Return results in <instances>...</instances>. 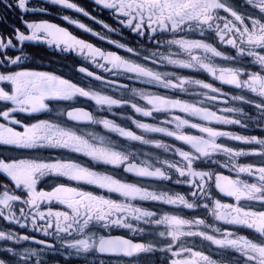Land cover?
Segmentation results:
<instances>
[{
	"label": "snow or ice",
	"instance_id": "6c2138e0",
	"mask_svg": "<svg viewBox=\"0 0 264 264\" xmlns=\"http://www.w3.org/2000/svg\"><path fill=\"white\" fill-rule=\"evenodd\" d=\"M44 3L82 14L108 34L122 35L70 0ZM92 3L107 10L139 47L61 15L68 25L128 55L104 50L56 23L27 19L47 14L32 0H0V24L10 14L22 22V27L13 23L0 32V145L36 153L0 158V264H264V0ZM40 45L82 58L85 63L75 61L71 71L81 74L87 85L55 71L33 69L26 51ZM185 70L206 73L234 91ZM121 77L194 99H173L117 83ZM117 91L120 95L114 96ZM76 98L94 102L113 116V109L131 108L145 118L167 113L171 119L155 124L121 114L138 134L84 108L73 105L59 111L51 103ZM217 101L216 110L207 106ZM68 122L100 125L129 143L94 132L81 134ZM212 124L255 129L257 134L216 130ZM186 128L201 135L185 134ZM159 137L173 138L190 150ZM220 138L249 147L225 146L217 142ZM133 143L147 150L130 151ZM39 150L79 154L138 179L128 182L62 156L44 158ZM241 157L255 162L238 163ZM218 169L234 172L236 178ZM172 185L183 191H174ZM217 193L235 203L222 202ZM208 216L229 227L208 224ZM241 228L254 237L239 235Z\"/></svg>",
	"mask_w": 264,
	"mask_h": 264
},
{
	"label": "flooded vegetation",
	"instance_id": "af4514ba",
	"mask_svg": "<svg viewBox=\"0 0 264 264\" xmlns=\"http://www.w3.org/2000/svg\"><path fill=\"white\" fill-rule=\"evenodd\" d=\"M70 2H74L80 6H83L86 8L93 16H95L98 19L103 20L104 22L108 23L109 25L113 26L114 28L117 29V32H122V35H117V33H111L108 34L106 33V30L102 28L101 25L96 24L92 20H88L87 18L83 17L82 14H77L74 13L71 10L67 9H62L59 7H54L50 4L44 3V0H32V4L37 7H45L47 9V14H40V15H29L27 19L30 21L34 22H42V21H48L52 23H56L59 26L65 27L67 30H69L73 35L77 36L79 39H83L86 42L92 43L94 46L100 47L104 50H111L116 52L117 54H120L122 56L128 55L127 53H124L120 49H116L114 46L107 45L105 42L99 40L96 37L91 36L89 33H84L82 30L77 29L74 25H68L65 21L60 19L61 15H69L73 19H78L81 22H83L85 25L91 27L93 30L104 33L107 35H110L111 38L120 40L121 42H126L131 44L132 46L139 47L137 41L133 38L132 34L128 32L127 30L121 29V26H119L116 21L112 18V15L107 11V10H100L97 8L94 3H92V0H70ZM15 23L17 26L22 27V22L17 18L15 14H10L8 16V19L5 24H0V32L4 31L5 28H7L9 25ZM227 51L231 52V49H227ZM26 55L28 56V63L32 66L33 69L35 70H41V71H55L56 73L63 74L65 78L71 79L73 82H78L84 86L87 85V81L80 80V75L78 72L73 73L71 71L72 65L75 61H79L80 64H84L85 61L77 57L75 53L71 54H64L61 55L60 53L54 51L51 48H48L47 46L40 45V46H30L28 47L26 51ZM68 57V58H65ZM151 66V65H150ZM155 67V66H153ZM89 68H91V65H89ZM93 71H99L96 69H92ZM184 74L186 75H191L199 79H203L206 82H211L214 83L218 87H222L224 91L232 92L234 91L231 89L229 86H222L219 85L217 81H212L211 77L208 76L206 73H189L186 70L184 71ZM114 81H116V78H112ZM117 83H127L132 87H137V88H143L145 91L162 95V96H167L173 99H184V100H192L194 99L190 94L188 93H182V92H171L167 91L161 88H156L155 86H148V85H141L139 83H134L133 81L130 80H125L123 77H121ZM114 96H119L120 93L117 91L116 93H112ZM139 105L148 108L150 107L145 103L143 100L137 99L136 101ZM54 107H56L59 111H63L65 108H70L71 106H76V107H81L84 108L85 110L91 112L93 115H95L97 118H108L112 119L115 122L126 126L130 128L131 130L137 132L138 134L140 133V130L135 129V126L131 124V121H126V120H121L120 116L121 114H127L131 115L132 117L140 120L141 122H148V123H155L159 124L162 120L165 119H171V116L167 113H154L153 117L145 118L142 116H138L131 108H123V109H113L114 112L117 113V115L113 116L111 113L108 112L107 109L104 110H99L97 106L94 104V102L87 101L84 98H76L74 101H53L51 102ZM218 103L214 102L213 104L207 105L210 109L216 110L215 109V104ZM3 104L0 103V107H2ZM175 115L180 116L181 118H186L189 119L190 121L196 122V123H204L202 121L194 120L192 117H186L184 113L181 112H176L174 113ZM21 116L23 114H20ZM46 118V117H42ZM69 126L75 128L78 132L81 134L87 135V133L94 132L100 135H105L107 137H110L113 141L116 142H121V143H129L126 141H123L122 138L117 136L114 133H109L105 129H103L102 126L100 125H89L87 123H76V122H68ZM210 127H213L216 130H222V131H233L239 134H257V130L255 129H249V130H244L240 129L236 126H224V125H216L212 124L209 125ZM171 128L172 126L169 125ZM185 134H193V135H201L200 133L196 132L195 129H184L183 130ZM158 136V134H153ZM161 138L165 143L173 144L179 147L184 148L185 150H190L186 145L181 144L178 141H175L173 138L169 137H159ZM218 143H221L225 146H231L235 148H247L249 146L245 145H240L236 141H230L227 140L226 138H220ZM130 151H138V150H147L145 146H141L138 144L133 143L132 146L129 148ZM159 152V150H153ZM36 153H30L25 150H19V149H14V148H9L7 146L0 145V158H28L30 155H35ZM160 155H165L163 153H159ZM39 155H41L44 158H55V157H64L66 159H71L75 160L76 162H79L85 166L90 167L93 170L96 171H101V172H106L109 174H114L117 175L120 178L125 179L128 182H137L136 177L132 176L131 174L124 173L122 168L121 169H113L111 166H105L102 164H97L91 161L89 158L75 154V153H70L65 150H39ZM221 159H224V157H220ZM175 159H179V157H176ZM249 162H255V158L253 157H241L238 160V163H249ZM218 171L226 176H230L231 178H236V175L234 172H229L227 169H218ZM63 183L70 185V186H76L75 182L73 181H68L65 178H60ZM245 179H248L245 177ZM4 183L3 179H0V186H2ZM81 187L85 188L86 190H91V191H96L100 192L101 190L95 189L92 186L88 185H81ZM174 191H183V189H180L178 186L172 185L170 186ZM217 197L225 203H235V201L227 196H223L219 193L216 194ZM113 198L115 199H121L115 194H113ZM149 207H160L164 209H169L170 206H157V205H145ZM200 215H204V213H200ZM207 223L213 226H219L222 228H228L229 226L226 225H220L219 222H216L211 216L207 217ZM238 234L239 235H245L249 237H254V233H252L250 230L247 229H238ZM128 238L133 239L136 242L140 241V237H133L131 236L130 233L126 234ZM201 244L200 241H197V247H199ZM194 250H196L194 248ZM213 258L214 259H220V257L216 256L215 252H213ZM107 259V258H106ZM97 264H99V261H97Z\"/></svg>",
	"mask_w": 264,
	"mask_h": 264
}]
</instances>
